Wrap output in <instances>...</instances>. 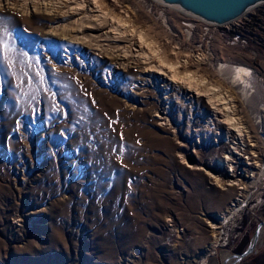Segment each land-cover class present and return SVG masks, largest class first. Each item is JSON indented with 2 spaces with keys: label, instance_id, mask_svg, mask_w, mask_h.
Instances as JSON below:
<instances>
[{
  "label": "rangeland",
  "instance_id": "obj_1",
  "mask_svg": "<svg viewBox=\"0 0 264 264\" xmlns=\"http://www.w3.org/2000/svg\"><path fill=\"white\" fill-rule=\"evenodd\" d=\"M32 1L0 0V264H220L242 252L264 220L253 118L264 115V3L230 22L231 44L151 0ZM33 4L63 15H25ZM236 61L259 77L260 109L235 101L228 113L240 135L185 92L234 96L215 66ZM229 264H264V228Z\"/></svg>",
  "mask_w": 264,
  "mask_h": 264
},
{
  "label": "bare ground",
  "instance_id": "obj_2",
  "mask_svg": "<svg viewBox=\"0 0 264 264\" xmlns=\"http://www.w3.org/2000/svg\"><path fill=\"white\" fill-rule=\"evenodd\" d=\"M30 1H31V3H33L32 0H28V2H30ZM40 4L41 5L43 4V6H48V5H46V2H40ZM77 4H76V6H77ZM45 8L46 7H44V9ZM254 8L255 7H252L250 9H248V11H246L244 14H246L247 12L251 11ZM76 9H78V8L76 7ZM23 12H24L25 15H29V13H30V15H32V13L33 14H37L39 17H42L43 20H46V21H48L49 19H52V21H55L56 19L62 17V15H63V14L61 15L62 12H60V11H52V10L48 11V10H45L44 12H40L38 10V8L36 7V5H34V4H33V8L30 7L28 11L25 10ZM189 18L190 17H188V20H189ZM98 19H100V18H98ZM197 23H200V21L197 20ZM203 24H206V23H203ZM188 25L191 26V24H188ZM206 25H208V24H206ZM111 27H112V25H111ZM86 28L89 29L90 27H86ZM143 40L144 39H143L141 34L137 35L136 41L132 44L133 46H135V48H131V50L133 52H136V55L134 56L135 58L136 57H140L141 55H143V54H139V51H138L139 45L142 43ZM135 43H136V45H134ZM144 55H143V57H144ZM140 58H142V57H140ZM176 65H178V64H176ZM168 67H170V64H169ZM142 69H143L142 73H144L147 76H150L153 73L157 74V71H155L152 68V66L145 67V68H142ZM215 70L216 71L218 70L219 72L222 73V79H219L218 82L221 83V84H225L226 87L232 89V93H234V96L231 95L230 96L231 99H229L230 98L229 96H226V94L222 93V90L219 87H217V86H211V87L207 86L203 90H199L198 86H194V87L188 86L187 88H185V92L188 95V99L192 100L194 102V104H199V101H203V99H204V103L200 104L199 106H202V108H205L207 110L206 118L209 119L214 125L216 124L217 126L218 125L220 126L222 124V120H220V117H219V113H220L219 111H223V115L222 116L226 117L225 121L227 122V124H229V126H231V128H230L231 133L237 132L238 135H240V133H243V130L241 129L242 127H240V125H238V123L236 122V118L232 117L233 114H228V113H233V110L235 108V104H234L235 101L240 103L241 105H245V106L251 107V103H252V100H253L252 99L253 98V94L256 93V91L258 89L259 77L256 76L255 73H253V71L250 69V67L248 65H245L243 63L230 64V63H227V62L226 63H224V62L221 63L220 62V63L216 64ZM158 74L162 75V72L159 71ZM182 78L187 80L188 82H192V80L193 81L195 80V77L192 75V73L187 72V71L184 74H182ZM143 80H147V79H143ZM156 80H157V78H156ZM203 82H204V80H200L199 84H202ZM148 85H150V84H148ZM190 85H192V84H190ZM177 88H178L177 90H179V87H177ZM205 99H206L207 102H205ZM257 108L258 107H251V109H254V110H257V111L260 108L262 109V111H264V105L263 106L261 105V107L259 109H257ZM224 112H225V114H224ZM253 118L256 121L254 126H256V129L258 130V127L260 128L261 123L264 122V115L263 116H261L259 114L253 115ZM225 158H227V157L223 155L222 160L225 159ZM258 169H259L258 172L261 169H264V165L263 164L258 165ZM199 170H203V168H199ZM233 171H235V170H233ZM211 175H212V173H211ZM210 179H214V181H216V182L218 181V183H220V181L215 176L214 177L211 176ZM220 184L222 185V183H220ZM239 185L240 184H236V183H234L232 181L229 184H224V186L230 187L231 189L234 188V187H238ZM239 187H241V186H239ZM237 189L238 190H243L244 187L237 188ZM236 200L239 201V199H236ZM242 201L243 200H240L238 202V204L237 203L235 204L234 207H236V208H230V211H226L225 213H223L219 217L218 223H217V221H216L215 225L212 223V225H214L212 229L213 230H219V228H222L224 226V224H226V222L229 221L230 215L231 214L233 215V213H235V211L238 210V206L237 205H239L240 202H242ZM234 202H235V200H234ZM259 224L260 225L258 227V233H257V238L258 239H259L260 233L262 232V229L264 228V220L260 221ZM218 234H216L215 236H217ZM233 258H234V256L229 254V253H227V252H225V254H222V260H225L226 262H231L233 260Z\"/></svg>",
  "mask_w": 264,
  "mask_h": 264
},
{
  "label": "water",
  "instance_id": "obj_3",
  "mask_svg": "<svg viewBox=\"0 0 264 264\" xmlns=\"http://www.w3.org/2000/svg\"><path fill=\"white\" fill-rule=\"evenodd\" d=\"M163 7L170 8L183 16L190 17L211 26L228 24L244 15L248 9L256 7L264 0H151ZM255 228L250 243L240 253L233 255L236 261L253 251L258 227ZM232 260V261H233ZM231 261V262H232ZM225 260L220 264H229Z\"/></svg>",
  "mask_w": 264,
  "mask_h": 264
},
{
  "label": "built area",
  "instance_id": "obj_4",
  "mask_svg": "<svg viewBox=\"0 0 264 264\" xmlns=\"http://www.w3.org/2000/svg\"><path fill=\"white\" fill-rule=\"evenodd\" d=\"M181 19L184 20V21L181 22V25L183 27H187V28L200 27V28H202V30H206L207 28L216 29V27H219L220 29H219L218 35H220L221 37L222 36H225V37L231 36V40L232 41L227 42V43H231V44L236 43L238 41V39H239V36H240L239 33L234 28H232L233 26H231V23L230 24L228 23V24H225V25H222V26H211V25L203 24L201 22L197 23V21H195V23H193L191 26H189L188 25V21H187L188 17L183 16V17L180 18V20ZM243 43H245V42H243ZM236 63H243V62H237L236 61ZM243 64L248 65L246 63H243ZM250 69H251V67H250Z\"/></svg>",
  "mask_w": 264,
  "mask_h": 264
},
{
  "label": "snow or ice",
  "instance_id": "obj_5",
  "mask_svg": "<svg viewBox=\"0 0 264 264\" xmlns=\"http://www.w3.org/2000/svg\"><path fill=\"white\" fill-rule=\"evenodd\" d=\"M0 43H2V41H0ZM3 47L5 50H7L8 45L4 44Z\"/></svg>",
  "mask_w": 264,
  "mask_h": 264
}]
</instances>
